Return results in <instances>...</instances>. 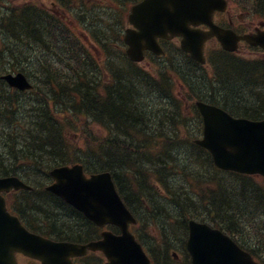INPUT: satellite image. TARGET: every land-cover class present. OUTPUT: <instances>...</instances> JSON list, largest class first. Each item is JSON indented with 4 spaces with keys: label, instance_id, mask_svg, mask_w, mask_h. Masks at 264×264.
<instances>
[{
    "label": "trees",
    "instance_id": "1",
    "mask_svg": "<svg viewBox=\"0 0 264 264\" xmlns=\"http://www.w3.org/2000/svg\"><path fill=\"white\" fill-rule=\"evenodd\" d=\"M54 1L57 13L36 3L30 10L20 6V0H0V74L20 70L30 76L32 72L37 88L31 95L0 81V176L16 174L35 185L32 192L19 191L15 198L9 197L10 204L42 224L45 233L83 239V217L67 223V214L58 216L51 208L58 198L43 190L47 168L82 162L88 171H111L126 203L139 218L147 213L151 224L169 241L183 246L186 220L194 217L225 230L264 264V187L253 185L245 176L221 183L209 154L192 141L200 133L201 120L197 113L189 118L184 114L182 101L173 94L169 70L160 71L162 79H156L126 61L118 48L126 15L122 11L135 0H113L121 13L103 6L90 8L92 0ZM233 1L264 17V0ZM86 33L104 56H112L108 79L101 76L95 56L85 46L84 36L89 39ZM124 62L130 63L129 70ZM232 70L239 77L244 74L237 68L227 69V74ZM237 79L231 77L230 83H224L218 73V79L210 82L205 78L202 86L213 90L219 101L224 102L222 97L226 96L237 115L254 119L264 116L263 90L256 95L248 92V98L245 93L253 85L244 87L243 92L237 87ZM202 86L188 83V98H202ZM210 99L217 104L212 96ZM248 99L253 104L241 101ZM75 134L79 139H72ZM185 151L187 172L176 156H184ZM35 176H42V180H33ZM166 177L171 184L174 179L182 184L184 179L188 192L170 187ZM158 186L177 193L175 199L158 207L140 192L145 188L149 193ZM159 248L150 249L154 263L171 264L170 243Z\"/></svg>",
    "mask_w": 264,
    "mask_h": 264
},
{
    "label": "water",
    "instance_id": "2",
    "mask_svg": "<svg viewBox=\"0 0 264 264\" xmlns=\"http://www.w3.org/2000/svg\"><path fill=\"white\" fill-rule=\"evenodd\" d=\"M225 5V0H144L139 6L132 8L130 20L138 30L126 32L125 40L129 44L127 53L131 58L138 60L142 57L143 47L152 46L159 51L155 37L163 33L155 32L159 31L158 28L166 32L167 27L172 24L176 28L172 27L170 32L181 33L184 37V49L190 50L192 55L202 61L203 37L216 34L226 43H235L238 38L233 33L216 27L207 35H201L198 30H192L189 23L196 24L207 18L210 20L212 11L222 10ZM239 38L252 45L259 44L264 47V31ZM5 78L20 88L27 86L21 74L7 75ZM198 106L204 127L203 138L196 140V143L211 152L214 163L224 169L264 172V120L255 122L234 119L214 106L203 103H198ZM51 174L56 183L48 189L59 194L97 224L109 222L120 227V236L103 233V240L89 243L87 246L106 252L112 264H149L140 245L128 231V223L134 219L116 193L108 172L86 178L82 167L76 164L55 168ZM11 187L27 188L16 177L0 179V190H8ZM186 245L193 264H259L221 231L192 220L189 221ZM87 246L54 243L28 233L7 213L4 199L0 196V264H14L12 250L16 249L40 258L43 264H58L63 256H66V252L72 254Z\"/></svg>",
    "mask_w": 264,
    "mask_h": 264
},
{
    "label": "rangeland",
    "instance_id": "3",
    "mask_svg": "<svg viewBox=\"0 0 264 264\" xmlns=\"http://www.w3.org/2000/svg\"><path fill=\"white\" fill-rule=\"evenodd\" d=\"M231 13V12H230ZM233 13V12H232ZM235 14V16H238V15H241V14H238V13H234ZM242 17H243V15H242ZM241 17V18H242ZM235 18H237V17H235ZM240 18V19H241ZM244 18V17H243ZM246 22H247V20H245ZM256 22H258V21H256ZM241 55H243V56H245V57H248V58H253V57H257V56H261V54H257V53H255V52H253V51H250V52H245V51H242L241 52ZM165 60V59H164ZM164 60H162L163 62H164ZM165 62H167V64H168V61H165ZM175 62L176 63H173V64H171L170 66H168V67H171V66H173V67H177L180 71H183L184 73H186V74H190L192 77L190 78L191 79V81H192V83H194L195 85H197V86H201L202 85V81L195 75L196 73H194V71L193 70H191L190 69V67L189 66H187L184 62H182L181 60L179 61V60H175ZM141 63V66H146V65H148V63L147 62H145V61H143V62H140ZM124 64V63H123ZM152 66H150V67H148L151 71L153 70V68H154V63H152L151 64ZM173 67H171V68H173ZM194 76H196V77H194ZM259 81H262V79H260ZM180 84L179 83H177L176 82V86H175V88H176V90H175V93L177 94H181L182 92H183V88L182 87H180ZM231 89H234V87H232L231 85L229 86ZM179 88V89H178ZM243 92L246 90V89H241ZM248 93V91L245 93V96L246 97H250V95H248L247 94ZM242 102H245V103H248V104H253L252 102H247V101H245V100H241ZM188 107L190 108V106L188 105ZM77 136L76 135H74V140H77ZM172 147H173V150L174 149H176V143L175 144H173L172 145ZM184 146H182L179 150H178V153L179 152H181L182 151V148H183ZM185 155L184 156H182V154L181 155H176L177 156V161L179 162V165L181 166V167H183L184 169H185V172H187L188 171V168L187 167H185V164H188V157L186 156L188 153L185 151ZM220 175H219V177H218V179H219V181L221 182V183H223V182H228V181H230L229 180V178H228V176L226 175V174H224V173H219ZM186 176H188V174L186 175ZM181 178V177H180ZM187 178V177H186ZM172 186H173V188L174 187H176V186H178V188H179V190L181 191V189L183 190V189H185V191L186 192H188V184H185L184 183V179L182 180V184H179V182H178V180L174 183H172ZM144 191L143 190H141V193H143ZM157 192H159V191H157ZM221 192H223V188L221 187ZM145 197V196H144ZM174 224H175V221H174ZM175 226H176V224H175ZM145 229L151 234L150 236H151V238L153 239V244H155V245H159V243H158V241H159V239L157 238V235H159L158 233H157V231H160V229L159 228H155V226L153 225V224H150V225H146L145 226ZM168 240L166 239V242H167ZM174 244H176L175 242L173 243V241H171L170 242V245L172 246V245H174ZM175 247H177V249H178V253H180L181 255H182V246L180 245V244H176L175 245ZM184 263V261H179V264H183Z\"/></svg>",
    "mask_w": 264,
    "mask_h": 264
},
{
    "label": "flooded vegetation",
    "instance_id": "4",
    "mask_svg": "<svg viewBox=\"0 0 264 264\" xmlns=\"http://www.w3.org/2000/svg\"><path fill=\"white\" fill-rule=\"evenodd\" d=\"M90 228V226H88ZM104 229H108L107 227H97L93 231L84 232V238L79 240L78 243H87L89 241L97 240L101 238V232ZM61 230V229H60ZM62 231V230H61ZM75 239L74 237H70ZM17 259L20 264H41L38 260L25 257L21 254H17ZM74 264H108L107 257L99 250H88L85 254L76 256L73 258Z\"/></svg>",
    "mask_w": 264,
    "mask_h": 264
}]
</instances>
